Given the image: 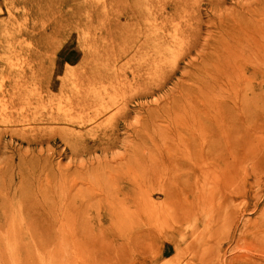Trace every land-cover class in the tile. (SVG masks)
I'll use <instances>...</instances> for the list:
<instances>
[{
	"label": "rangeland",
	"instance_id": "1",
	"mask_svg": "<svg viewBox=\"0 0 264 264\" xmlns=\"http://www.w3.org/2000/svg\"><path fill=\"white\" fill-rule=\"evenodd\" d=\"M126 7L118 0H0V23L10 13L27 20L21 37L0 39V264H136L140 188L154 189L155 202L164 200L151 171L161 166L176 173L174 195L193 192L191 164L203 133L215 135L204 116L208 101L215 112L220 103L236 113L241 104L250 107L249 127L259 137L251 147H264L262 61L251 63L249 72L255 70L240 97L232 92L243 82L233 66L236 46L248 37L243 32L253 16L264 18V0L168 6L167 22L157 29L161 38L146 37L160 58L170 45L175 58L168 51L153 76L126 85L123 103L99 122L82 121V97L111 92L109 85L93 88L88 59L103 49L109 25L124 20ZM148 8L150 18L133 32L155 29L156 8ZM256 27L260 32L264 25ZM104 68L114 72L113 65ZM220 118L232 135L234 120ZM225 138L212 141L224 146ZM251 151L243 164L223 163L206 184L216 191L206 211L208 241L233 264H264V168L260 175L252 170L264 161ZM189 222L181 224L185 237Z\"/></svg>",
	"mask_w": 264,
	"mask_h": 264
},
{
	"label": "bare ground",
	"instance_id": "2",
	"mask_svg": "<svg viewBox=\"0 0 264 264\" xmlns=\"http://www.w3.org/2000/svg\"><path fill=\"white\" fill-rule=\"evenodd\" d=\"M108 1L113 3L115 0ZM149 1L153 3L149 4ZM185 1L118 0L119 3H125L127 6L124 9L125 11L120 12V16L124 20L117 22V24L109 25L108 32L106 33L108 40L103 45V49L101 48L98 51L94 59H88L87 62L88 70H91L93 73V88L95 89V85H99L100 88H104L103 91H106L107 88L105 86L109 85L111 92L109 94L107 91H100V93L93 97L85 94V97H82L80 101V105L84 110L82 111H87L85 116L82 117V121L99 122L110 108H115L123 103L126 85H132L153 76L156 73L155 71L160 67L161 60L164 61L165 59L166 61L168 59V51L172 53L173 59L175 58V51L172 45L167 48L164 58H160L158 51L150 49V38L146 37V35L149 32L148 36L154 33L157 34L158 38H161L157 29H162L167 22L165 18H167L168 13L164 11L168 6L180 7V3L185 5ZM152 4L156 8L155 18L157 22L155 29L150 31V27L145 25L142 31L133 32L132 27L139 24L143 19L150 18V13L152 12L149 13L150 9L148 5ZM162 12L163 15H161ZM25 19L18 20L13 18L12 13H10L7 22L0 23V39L11 40L21 37L27 24V20ZM163 19L165 21H162ZM256 19L257 17L253 16L252 26H247L243 32V36L247 35L246 31L249 32L248 37L243 39L244 43L241 44L242 42H240L236 46L237 58L233 66H235L237 77L243 80V87L241 84V86H234L232 90L237 98L240 97V94L244 91L243 89L247 88L248 84L246 83L250 80V72L255 70L252 68L249 72L251 63L255 64L257 61H262V64H264V28L260 29L259 32L256 27L257 24L264 25V18L261 22ZM168 21L170 20L168 19ZM124 36L130 38L116 52H110L108 46L114 45L116 42H119L121 45V40ZM147 50L153 52L152 55H149ZM123 63H125L124 66H122ZM110 65L114 66V72L109 73L105 71L104 67ZM262 85H259V88L264 90ZM105 93L109 95L104 97ZM210 93L213 96H217V90ZM206 105L208 108H204V116L208 114L206 119L211 121V124L208 126L214 128L212 134L218 137H226L225 145L219 146V144L213 142L212 136L214 137L215 135L211 136L207 132L203 133L202 143L197 151L199 156L197 157V161H195L196 165L189 162L191 164L190 173L194 175L196 180L192 182L193 185L188 187L193 190L189 196L186 193L184 196L183 192L174 195L173 191H171L173 183L170 177L173 173L176 174L174 170L170 171L168 168L161 166L151 169L152 179L162 184L159 189L165 198L162 202H155L153 200L155 195L154 189L148 192L142 187L140 188V200L142 204L139 211V230L136 242L138 258L136 264H180L187 258H189L190 264H220L223 261L219 254V246H212L208 241V233H206L207 222L210 221L208 215H206V211L211 204L210 195L216 192L212 188H210L212 192L207 190L208 186L206 184L210 183L208 181L210 175L216 172L223 163H230L232 165L245 163L251 150L253 154H260L261 159L264 161V147H251L253 141H256L259 137L253 139L251 126L249 127V117L252 115L250 107L247 110V105L241 104L243 108H241L240 113H236L223 104L221 107V103L218 106V112L213 110L209 101ZM224 113L229 117L230 121L234 120L232 122L234 125L232 135L224 133L225 122L220 118ZM242 150L244 152H241ZM184 151L188 152L189 150L186 148ZM226 153L229 155L228 158L226 157ZM173 155L179 159L177 153ZM173 155L167 158L171 162H176L177 159ZM227 159L230 161L228 162ZM259 163L261 164V161ZM263 168L264 164L261 167H257V164H255L252 170L260 175V172L263 173ZM258 169L261 171L259 172ZM140 185L142 186L141 182L139 183V187ZM240 192L231 196L230 199L234 196L238 198L237 195ZM248 192V190H245L243 196L249 198ZM187 217L190 222L188 234L185 237L181 233V224ZM222 264H233V262L232 260H225Z\"/></svg>",
	"mask_w": 264,
	"mask_h": 264
}]
</instances>
